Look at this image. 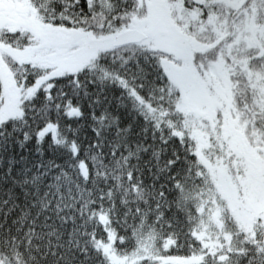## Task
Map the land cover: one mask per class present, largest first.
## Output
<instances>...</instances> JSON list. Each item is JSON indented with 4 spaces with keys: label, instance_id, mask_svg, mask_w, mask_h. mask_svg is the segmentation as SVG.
<instances>
[{
    "label": "snow or ice",
    "instance_id": "obj_1",
    "mask_svg": "<svg viewBox=\"0 0 264 264\" xmlns=\"http://www.w3.org/2000/svg\"><path fill=\"white\" fill-rule=\"evenodd\" d=\"M0 264H264V0H0Z\"/></svg>",
    "mask_w": 264,
    "mask_h": 264
}]
</instances>
